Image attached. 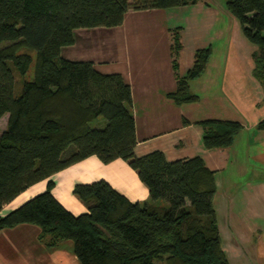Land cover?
<instances>
[{
  "label": "trees",
  "instance_id": "16d2710c",
  "mask_svg": "<svg viewBox=\"0 0 264 264\" xmlns=\"http://www.w3.org/2000/svg\"><path fill=\"white\" fill-rule=\"evenodd\" d=\"M197 1L0 0V117L8 113L0 132V210L30 184L92 154L103 162L126 160L149 193V201H138L105 178L77 182L72 191L87 208L74 213L52 193L48 179L44 190L0 213V228L32 222L47 245L70 238L81 264H232L214 206L215 170L200 154L169 160L154 149L137 155L131 87L123 74L60 54L75 41L76 28L120 24L130 9ZM225 5L256 45L252 73L264 100V0H225ZM179 29H171L176 83L166 95L175 103L197 101L189 82L203 73L212 49L196 48L192 65L180 74ZM31 50L33 72L27 77ZM197 122L207 148L231 144L243 127L233 119ZM258 126L264 127V118Z\"/></svg>",
  "mask_w": 264,
  "mask_h": 264
},
{
  "label": "crops",
  "instance_id": "0c3cea01",
  "mask_svg": "<svg viewBox=\"0 0 264 264\" xmlns=\"http://www.w3.org/2000/svg\"><path fill=\"white\" fill-rule=\"evenodd\" d=\"M175 26H180V74L192 65L196 48L211 45L205 70L189 82L190 90L199 95L197 101L175 103L166 95L176 83L171 56V29ZM90 30L108 33L109 37ZM88 39L93 50H80L74 53L77 56L65 57L91 59L101 71H119L129 82L128 107L134 115L137 136L135 153L160 149L169 160L200 154L207 166L215 170L214 206L222 246L230 262L256 264L254 253L264 260V230L260 224L264 209H257L251 202L246 207H235L233 201L264 199L263 177L247 176L240 181L239 176L248 171L244 160L252 158L264 163V127L258 126L264 118V100L262 85L252 73L256 45L244 35L237 17L225 2L210 0L167 8L130 9L120 24L76 28L75 41L69 45L75 46L79 40L83 45L84 41L90 42ZM107 47L116 54L106 56ZM5 114L7 118V112L0 118ZM206 118L238 120L243 127L231 144L207 148L202 140L203 126L197 122ZM233 159L237 163L234 169L239 172L236 176L229 167ZM98 178H105L132 200L149 201L147 186L126 160L117 157L103 162L92 154L30 184L5 202L0 213L45 189L48 179L53 181L51 191L62 204L74 213L84 211L87 207L73 193V186ZM39 230L32 222L0 228V264H81L72 239L47 245L38 238ZM249 236L252 242H241L242 237Z\"/></svg>",
  "mask_w": 264,
  "mask_h": 264
},
{
  "label": "rangeland",
  "instance_id": "374dc122",
  "mask_svg": "<svg viewBox=\"0 0 264 264\" xmlns=\"http://www.w3.org/2000/svg\"><path fill=\"white\" fill-rule=\"evenodd\" d=\"M210 1L211 2L214 1L215 3H218V2H220V3L223 2L224 3L225 2V0H210ZM90 31H93V33L95 35H100L102 33L101 36L109 37L108 33L99 32L98 30H90ZM108 31H113V30H108ZM118 34H116V35H118ZM120 35H121V33H120ZM121 36H123V34ZM88 40L90 42L87 43V41H84L83 45L81 44L80 40H79V42L77 41L75 46L64 45L61 48L60 54L63 55V56H77L75 54L77 52H79L80 50H90L91 51V50H93V45H92L91 40L90 39H88ZM114 48L117 49V46H115ZM105 50H106L107 53H104V54H106V56H109V57H110V55H112V52L115 51V50L114 51L109 50V47H107ZM30 52H31V54L33 56V61L31 62V65L29 66V69L27 71V77H29L31 75V73L33 72L34 57H35V51L31 50ZM216 52H220V50L217 49ZM114 53L116 54V52H114ZM16 77H17V79L19 81L20 80V76L17 74ZM19 88H20V86L16 85V88H15L16 92L19 90ZM6 119H7L6 118V114L4 115V117L0 118V131L4 128V126H6V123H7ZM99 119H100L99 120L100 123L102 124L104 122L103 118L100 116ZM236 164L237 163H235V160L233 159V160H231L230 165H229V167H231V171H232L231 173L234 174L235 176L239 174V172L234 169V168H237ZM239 164H242V163L239 162L238 165ZM244 164L246 166V170H248V171L244 175H239L240 176V181H243L244 178L247 177V176L250 177V178H255V177H258V178L263 177L264 178V163L258 162L256 160L250 158L247 161L244 160ZM237 181H235L234 183H236ZM233 201H234L235 207L236 206L238 207L239 205H245V207H246L248 205V202H251V204L253 206L257 207V209H259V208L260 209H264V199H233ZM155 202L163 204V205H166V206L168 205V202L165 199H157V200H155ZM263 218L260 219L261 220L260 224L263 226V230H264V219ZM252 239L253 238L251 236L242 237L241 242L247 243L246 241H250V240L252 242ZM230 242L239 244V243H237L238 240L237 241H233L232 240ZM230 246L232 247V245H230ZM245 256L251 257V254H247ZM259 257L255 253L252 256L253 260H257V261H255L256 264H264V260L261 259V257L260 258ZM157 264H162V263L161 262H157Z\"/></svg>",
  "mask_w": 264,
  "mask_h": 264
}]
</instances>
